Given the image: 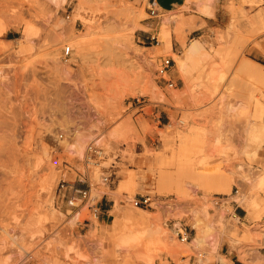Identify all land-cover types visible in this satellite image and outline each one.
Listing matches in <instances>:
<instances>
[{
    "label": "rangeland",
    "instance_id": "374dc122",
    "mask_svg": "<svg viewBox=\"0 0 264 264\" xmlns=\"http://www.w3.org/2000/svg\"><path fill=\"white\" fill-rule=\"evenodd\" d=\"M192 18L200 19L198 34L188 33ZM263 18L264 0H184L163 12L153 0H0V264H264V141L250 132L264 125ZM172 29L182 52L164 45ZM194 41L201 48L187 57ZM164 56L180 73L171 66L175 87L155 72ZM189 127L199 136L194 169L230 178L228 192H206L188 177L184 193L142 182L134 195L150 194L153 207L120 194L107 223L123 207L145 209L147 223L112 237L59 193L62 178L85 173L99 202L112 192L100 176L112 152L120 166ZM95 140L106 157L87 168L85 149ZM217 194L229 195L220 208L211 201ZM85 218L93 226H81ZM172 222L187 227L189 241ZM138 226L148 227L121 241Z\"/></svg>",
    "mask_w": 264,
    "mask_h": 264
},
{
    "label": "crops",
    "instance_id": "0c3cea01",
    "mask_svg": "<svg viewBox=\"0 0 264 264\" xmlns=\"http://www.w3.org/2000/svg\"><path fill=\"white\" fill-rule=\"evenodd\" d=\"M183 2L184 0H153V4L156 3L162 12L163 10L175 9L176 7L182 5ZM184 15L188 16L189 14L184 13ZM194 15L197 16L196 14ZM160 21L161 19L157 21V24L160 23ZM188 22L195 23V27L191 28L188 33L190 34L191 32H196V34H198L197 31L199 28L198 25L200 24V19L192 18L191 20H188ZM141 24L149 27L153 26L154 22H141ZM182 39V36L178 37L172 29L171 43L170 45L166 46V48H171L172 51L176 53L182 52ZM172 73L175 77L180 78V73L176 70L175 66L172 70ZM174 134L175 132L170 135H166V137L163 138L162 146L158 149V155H155L150 151L149 155L144 154L146 151L136 152L133 158L126 156L121 165H118L116 169V179L111 185L112 192L110 194L104 193L102 199L99 201L101 213L98 220L103 226H109L105 230L108 232L110 237L117 233L126 232L130 228L129 224L144 225L148 221V216L146 215L145 209L123 207L119 210L118 215L111 221V223H107V220L111 216V210H113L115 207V197L119 196L120 194H125L129 200L135 194L136 190L142 186V182L152 185V187L157 191L171 192L174 191V187H172L171 190H165L164 188L166 179L170 175L173 174L172 176H175L176 174L196 171L193 167L192 159L178 160L177 158H173L171 156L172 149H174L177 145V141L171 138V136ZM200 186L206 192L212 191L205 185ZM184 192L185 189L181 193ZM242 205H244L250 213L257 212L256 208L250 207L247 204ZM81 226H93V223L90 221L87 222L86 225ZM138 227L141 228L140 230H147L148 226ZM190 264H193V261H190Z\"/></svg>",
    "mask_w": 264,
    "mask_h": 264
},
{
    "label": "built area",
    "instance_id": "2783aa9c",
    "mask_svg": "<svg viewBox=\"0 0 264 264\" xmlns=\"http://www.w3.org/2000/svg\"><path fill=\"white\" fill-rule=\"evenodd\" d=\"M150 14L156 15L157 8L150 7ZM151 41H156L158 43V38L156 35H150ZM71 46L66 44L62 48L61 58L63 61H67L71 55ZM174 60L171 56L160 57L159 61L156 62L155 72L157 75L165 81L168 87H175L176 83L170 76V68L173 65ZM120 153H111V161L107 165L101 167V181L108 186H111L116 179V169L118 167L117 162L120 160ZM106 155L104 154L103 148L98 144L97 140L90 141L85 149L84 155V165L89 167L91 164H99V161L104 159ZM76 181H83L85 185H77ZM238 192V188L235 190ZM62 197H67V204L74 208L76 214H79L84 208L88 210V213L95 218H99L101 213V208L98 201H94L93 196H91V183L88 176L84 174H79L76 180L70 181L66 179H61L60 192ZM228 194H217L213 197L212 204L216 208L222 207L228 200ZM135 206L140 207H153L155 198L150 194H139L134 195L130 200ZM235 214V213H234ZM91 220L88 218L83 219L79 224L86 225L87 222ZM171 229L176 234L180 241H189L190 232L186 226L177 224L176 222L171 223Z\"/></svg>",
    "mask_w": 264,
    "mask_h": 264
},
{
    "label": "bare ground",
    "instance_id": "6f19581e",
    "mask_svg": "<svg viewBox=\"0 0 264 264\" xmlns=\"http://www.w3.org/2000/svg\"><path fill=\"white\" fill-rule=\"evenodd\" d=\"M252 1H257V0H252ZM263 20H264V18H263ZM25 30H26V32H30L32 30V27L30 25H27ZM164 45L168 46L169 42L166 41ZM200 48H201V45L198 42H196V41L192 42L188 47L187 57H191V54L197 53L200 50ZM260 114H261V111H259V110L257 112H255V114H254L255 118L254 119L252 118L253 121H251V122L253 123L257 119V117H259ZM258 124H260V123H258ZM250 132L253 133V137L258 142L264 141V125H261L260 127L252 126V127H250ZM174 140L177 141V145L173 149L171 156L173 158H177L178 160H190V159H192L193 158L192 156L197 151L198 144H199V136H198V134L195 133L193 128L189 127L186 130L175 131ZM152 153L155 155H158L159 151L158 150L152 151ZM144 154L149 155V151H146ZM127 156H130L131 158H133V156H135V153H131ZM172 175H170L166 179V182L164 181L165 182V184H164L165 190H171L172 187H174V191L183 192L184 191L183 180L185 177H188L191 180L196 181L199 185H205L209 189L219 188L223 192H228L230 190V187H231L230 178H228L227 176H223L222 174L203 177L198 172L192 171V172L183 173V174H176L175 176H172ZM259 181L264 182V173H263V175H261ZM212 183H216V186L213 187ZM236 195H238V193H236ZM234 196H235V194H234ZM238 200H239L240 204H247L250 207H253L252 203L246 199V196L244 194H240L238 197ZM140 231L141 230H133V231L129 232L128 234L122 233V236L120 237L121 241H126V240H130V239L137 237L138 233ZM262 243L264 246V237H263Z\"/></svg>",
    "mask_w": 264,
    "mask_h": 264
},
{
    "label": "trees",
    "instance_id": "16d2710c",
    "mask_svg": "<svg viewBox=\"0 0 264 264\" xmlns=\"http://www.w3.org/2000/svg\"><path fill=\"white\" fill-rule=\"evenodd\" d=\"M241 264V263H240Z\"/></svg>",
    "mask_w": 264,
    "mask_h": 264
}]
</instances>
